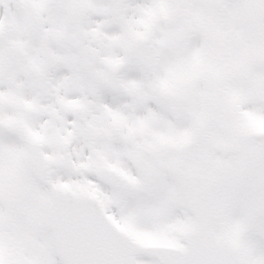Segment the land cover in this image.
I'll use <instances>...</instances> for the list:
<instances>
[{"label":"snow or ice","instance_id":"snow-or-ice-1","mask_svg":"<svg viewBox=\"0 0 264 264\" xmlns=\"http://www.w3.org/2000/svg\"><path fill=\"white\" fill-rule=\"evenodd\" d=\"M0 264H264V0H0Z\"/></svg>","mask_w":264,"mask_h":264}]
</instances>
